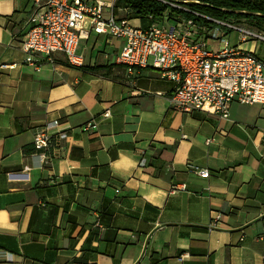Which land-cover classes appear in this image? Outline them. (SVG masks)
I'll use <instances>...</instances> for the list:
<instances>
[{
    "label": "crops",
    "instance_id": "1",
    "mask_svg": "<svg viewBox=\"0 0 264 264\" xmlns=\"http://www.w3.org/2000/svg\"><path fill=\"white\" fill-rule=\"evenodd\" d=\"M30 7L0 0V264H264V104L177 110L173 81L93 32L84 65L35 67ZM56 118L68 136L40 164L36 131Z\"/></svg>",
    "mask_w": 264,
    "mask_h": 264
},
{
    "label": "built area",
    "instance_id": "2",
    "mask_svg": "<svg viewBox=\"0 0 264 264\" xmlns=\"http://www.w3.org/2000/svg\"><path fill=\"white\" fill-rule=\"evenodd\" d=\"M30 1L27 31L20 48L25 61L35 67L45 59L55 60L56 54H63L73 66L84 65L79 42L93 32L104 35L107 41H121L118 63L131 70L152 66L161 77L173 81L170 101L177 110L192 112L207 106L214 114L229 118L233 102L264 104V58L243 47L249 40L264 42V30L256 31L244 17L243 22L234 16L213 18L179 0H157L168 7L158 18L147 14L143 19L149 24L142 27L132 24V20L142 18L117 0ZM232 31L237 32L236 44L229 38ZM110 115L109 109L102 113L104 117ZM97 125L93 118L83 128L93 130ZM67 136L60 119L45 122L36 131L32 157L43 164L49 158L46 150L59 146ZM195 170L202 177L209 176L208 168Z\"/></svg>",
    "mask_w": 264,
    "mask_h": 264
},
{
    "label": "trees",
    "instance_id": "3",
    "mask_svg": "<svg viewBox=\"0 0 264 264\" xmlns=\"http://www.w3.org/2000/svg\"><path fill=\"white\" fill-rule=\"evenodd\" d=\"M176 1V0H173ZM189 9L213 18L244 17L249 24L264 30V0H179ZM119 4L130 6L135 16L145 18L154 14L158 18L168 7L157 0H117ZM176 10V9H175ZM244 11V13H241ZM186 17L192 16L184 10H177ZM33 152V151H32Z\"/></svg>",
    "mask_w": 264,
    "mask_h": 264
},
{
    "label": "rangeland",
    "instance_id": "4",
    "mask_svg": "<svg viewBox=\"0 0 264 264\" xmlns=\"http://www.w3.org/2000/svg\"><path fill=\"white\" fill-rule=\"evenodd\" d=\"M234 18H237V19H240L241 20V22H243L242 21V19H243V17H235L234 16ZM172 22H170L169 24L167 23L166 25H167V27H169L170 26V24H171ZM248 23V22H247ZM132 24H134V25H136V26H146V25H148L149 24V21L148 20H145V19H134V20H132ZM249 24V23H248ZM229 38H230V41H231V44H233L234 42H235V40H236V38H237V32L236 31H232V33H231V35L229 36ZM98 45H99V43H98Z\"/></svg>",
    "mask_w": 264,
    "mask_h": 264
},
{
    "label": "water",
    "instance_id": "5",
    "mask_svg": "<svg viewBox=\"0 0 264 264\" xmlns=\"http://www.w3.org/2000/svg\"><path fill=\"white\" fill-rule=\"evenodd\" d=\"M241 13H244V14H245V12H244V11H241Z\"/></svg>",
    "mask_w": 264,
    "mask_h": 264
}]
</instances>
